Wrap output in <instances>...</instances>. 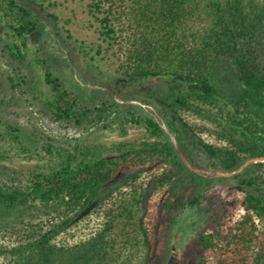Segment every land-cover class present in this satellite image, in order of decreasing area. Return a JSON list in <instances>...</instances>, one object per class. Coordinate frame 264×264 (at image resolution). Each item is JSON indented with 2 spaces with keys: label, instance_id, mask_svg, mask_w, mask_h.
<instances>
[{
  "label": "trees",
  "instance_id": "16d2710c",
  "mask_svg": "<svg viewBox=\"0 0 264 264\" xmlns=\"http://www.w3.org/2000/svg\"><path fill=\"white\" fill-rule=\"evenodd\" d=\"M81 1L98 42L67 29L66 37L82 71L111 89L96 103L31 48L38 13L60 23L52 8L61 3L0 0V51L13 67V88L56 123L90 129L63 144L47 138L35 158L21 129L0 127V137L22 144L34 161L20 171L23 180L0 182V210L55 215L0 228L16 240L0 243V258L27 264L64 254L54 240L111 204L102 231L74 249L81 264H132L145 245L149 264H168L191 242L200 264H264V0ZM228 74L237 79L235 96L217 79ZM113 95L155 106L187 163L211 175L185 163L160 123L134 106L120 111ZM186 115L214 125L218 141L203 138Z\"/></svg>",
  "mask_w": 264,
  "mask_h": 264
},
{
  "label": "rangeland",
  "instance_id": "374dc122",
  "mask_svg": "<svg viewBox=\"0 0 264 264\" xmlns=\"http://www.w3.org/2000/svg\"><path fill=\"white\" fill-rule=\"evenodd\" d=\"M57 2L61 3V5L56 8L53 7L52 11L61 18V22L57 23L47 18V14L38 13L40 15V24L37 32L31 37V48L33 51H38L39 55L44 57L52 67L56 75L64 79L69 87L79 94L82 99L96 103L97 98L102 93H111V89L102 81L95 80L91 75L82 71L76 54L66 37L67 29L79 38L86 39L89 42H98L92 26L93 21L86 12L85 3L81 0H57ZM12 76H14L13 67L0 51V82L2 83V88L0 89V127L7 125L21 129V132L18 133L21 136L20 141L25 147L31 149L35 158H37L36 154L38 151L41 150V143L48 142L47 138H53L63 144L66 141L83 138L89 134L90 129L88 131L81 130L78 127L64 126L53 121L39 101H35L30 95L21 96L19 90L13 88L9 80V77ZM217 76L221 84L220 88L235 96L237 79L232 74ZM149 83L151 81L147 82V85ZM114 99L120 105V111H126L131 106H134L139 113L150 116L160 123L169 134L180 156L187 163L175 135L171 133L167 122L155 106L146 105L138 101L124 100L116 96ZM186 119L196 129L204 132L203 138L213 143L218 141L215 135L217 130L214 125L192 115H186ZM2 136L0 137V182L11 184L13 182L12 178L23 180L20 177V171L32 167L34 161H30L29 156L22 149V144L12 140L5 133ZM187 165L190 166L188 163ZM196 172L208 176L211 175V173L201 170H196ZM147 179L151 180L150 177ZM240 199L241 196L238 197V200ZM109 207H111V204L102 208H93L77 225L68 228L54 240L53 243L58 248H62L64 254L62 252L55 255L42 254L37 259L28 261L27 264H81L82 253L76 254L74 249L102 231L106 224L105 210ZM45 211L41 209L26 212L0 210V228H5L8 224L20 223L22 220L39 222L37 217L47 221L55 216L52 215V211H49V216H47L48 214ZM146 213V210H143L140 216L144 222L147 218ZM238 213L241 214V211ZM257 224L260 229H263L261 221ZM0 243L5 249L16 245V240L12 235L5 234L4 236V233L0 232ZM195 245L192 242L189 243L188 249L181 256H178L176 251H174L168 264H200V254ZM149 252L148 245L143 246L132 264H149L151 261ZM9 259L11 258L2 256L0 264H9ZM209 264H215V262L211 261Z\"/></svg>",
  "mask_w": 264,
  "mask_h": 264
},
{
  "label": "water",
  "instance_id": "95a60500",
  "mask_svg": "<svg viewBox=\"0 0 264 264\" xmlns=\"http://www.w3.org/2000/svg\"><path fill=\"white\" fill-rule=\"evenodd\" d=\"M259 161V160H258ZM190 167V166H189ZM191 169H192V167H190ZM194 170V169H193ZM195 172H196V170H194ZM219 174H221L220 176H227V175H225V174H222V173H219Z\"/></svg>",
  "mask_w": 264,
  "mask_h": 264
},
{
  "label": "built area",
  "instance_id": "2783aa9c",
  "mask_svg": "<svg viewBox=\"0 0 264 264\" xmlns=\"http://www.w3.org/2000/svg\"><path fill=\"white\" fill-rule=\"evenodd\" d=\"M256 222H257V223H259V220H258V219H256Z\"/></svg>",
  "mask_w": 264,
  "mask_h": 264
}]
</instances>
